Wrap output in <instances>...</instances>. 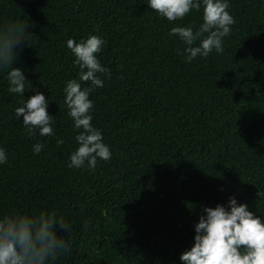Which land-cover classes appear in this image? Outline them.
<instances>
[{
	"label": "trees",
	"instance_id": "obj_1",
	"mask_svg": "<svg viewBox=\"0 0 264 264\" xmlns=\"http://www.w3.org/2000/svg\"><path fill=\"white\" fill-rule=\"evenodd\" d=\"M228 2L235 24L224 51L188 63L168 32L198 29L202 9L169 23L147 0H0V38L17 21L31 35L13 65L28 82L24 96L8 92L0 71V217H62L71 253L55 264H181L203 207L230 197L264 218V0ZM90 34L105 41L97 58L111 74L89 96L91 122L112 156L70 169L82 129L64 104L80 71L66 41ZM37 92L52 136L27 135L14 115Z\"/></svg>",
	"mask_w": 264,
	"mask_h": 264
},
{
	"label": "clouds",
	"instance_id": "obj_2",
	"mask_svg": "<svg viewBox=\"0 0 264 264\" xmlns=\"http://www.w3.org/2000/svg\"><path fill=\"white\" fill-rule=\"evenodd\" d=\"M147 5L169 23L183 19L193 9H202L203 22L198 29L176 26L168 32L185 45L182 55L188 63L197 57L207 58L213 50L222 53L224 38L231 35L235 24L228 0H147ZM3 27L10 35L0 38V71L7 73L8 92L24 96L28 82L24 72L13 65L23 51L20 45L29 42V25L17 21ZM197 41L198 46H194ZM104 43L95 34L79 43L72 38L66 41L74 56L73 64L80 71L78 79L69 80L63 89L64 104L74 128L82 129L75 137L79 146L69 157L70 169H81L87 162V168L95 170L98 160L108 161L112 156L90 115L94 107L90 94L104 86L101 76L111 79L110 70L97 58ZM82 84L88 86L82 88ZM21 104L14 115L17 120L23 116L27 135L34 136L37 130L41 137L54 135V117L49 115L48 100L42 93L37 92ZM42 148L41 143H36L33 152L38 154ZM7 159L5 149L0 148V164ZM202 211L206 215L202 214L195 224L194 244L180 255L181 264H264V218L249 211L246 204H237L234 197L229 198L227 207L218 204L215 208L203 207ZM70 230V224L55 212L5 214L0 217V264H55L60 256L71 253V242L58 231L67 234Z\"/></svg>",
	"mask_w": 264,
	"mask_h": 264
}]
</instances>
